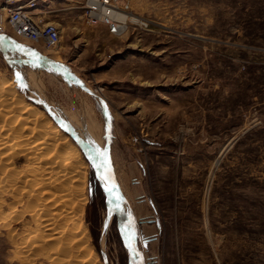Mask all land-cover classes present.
<instances>
[{
	"label": "rangeland",
	"instance_id": "374dc122",
	"mask_svg": "<svg viewBox=\"0 0 264 264\" xmlns=\"http://www.w3.org/2000/svg\"><path fill=\"white\" fill-rule=\"evenodd\" d=\"M83 2L44 5V19L60 30L54 47L37 52L11 38L28 51L7 48L0 37V86L9 81L19 106L38 107V126H58L59 139L79 152L72 163L83 162L86 176L80 216L57 220L58 230L67 219L61 240L34 246L29 239L35 242L41 231L21 194L27 185L18 181L27 159L14 151L2 155L0 181L15 184L7 182V193H0V264L63 262L65 251L60 261L47 260L55 251L49 248L78 245L67 238L79 221L89 241L73 250V262L94 253V264H124L125 257L126 264H264V0H118L129 15L120 35L90 25ZM82 119L101 138L93 148L69 123ZM91 173L104 206L90 198ZM9 209L16 216L6 223ZM93 215L98 226L89 221Z\"/></svg>",
	"mask_w": 264,
	"mask_h": 264
},
{
	"label": "bare ground",
	"instance_id": "6f19581e",
	"mask_svg": "<svg viewBox=\"0 0 264 264\" xmlns=\"http://www.w3.org/2000/svg\"><path fill=\"white\" fill-rule=\"evenodd\" d=\"M117 15H119L123 20H126V17L129 16L127 13H123V12L122 13L117 12ZM130 20L134 21L137 19L134 16H130ZM0 37L2 40L1 43L4 44V47H7V46H5L6 44H8V45H14L15 44L14 46L19 47V49L24 50V51H28L26 48L22 47L23 46L22 43H20V42L14 43V41L10 37H3V36H0ZM1 46H3V45H1ZM12 49H14V48H12ZM17 52H18V50H17ZM26 53L28 54V52H26ZM31 54H34V56H35V52L31 53ZM20 56L22 58L29 59V57H27V55L25 56V54H22ZM26 62L23 64L24 65L28 64ZM40 63L37 61L36 64H34L35 65L34 68H31V66H29V67L33 70V72L37 73L39 68H40ZM20 68H23V66L22 67L20 66ZM30 68L27 67L28 70ZM21 70H23V69H21ZM24 73H26V72H24ZM28 73H30V72H28ZM31 74H32V72H31ZM34 77H36V76H34ZM34 77L31 76V78L34 81H36ZM24 80H26L25 83H27V87H28V84H30L29 80H31V79H28L27 77H25ZM39 81L36 82V84L39 83ZM7 82H9V81H7ZM7 82L5 81V84L3 83V84H1L2 86H0V100L1 101L3 100L2 103L5 101L4 103L8 104V105H9V103H13V104L18 105L19 102H21L20 101L21 98L18 96V94L14 90L12 84H10V82L9 83H7ZM31 83H33V81ZM35 87H36L35 90L38 91V89L40 90V88L43 86L38 87V88H37V86H35ZM30 89L34 93L33 87H31ZM36 98L38 99L39 97H36ZM5 104H0V117H3V120H2V118H0L2 120V121L0 120V151L4 150V152H5V150L8 148V146H7L8 144L10 145V148L5 154H3L4 152L2 153V151L0 152V164L3 160L2 155L8 156V154L11 151L12 152L14 151L17 156L21 155V156L25 157V159H27V160H25L26 161L25 164H27V169H25L23 171L24 175L21 176L22 178L20 177L21 179H19L18 181H20V182L23 181L24 184L27 185V188L25 190H23L21 194H24L27 196L26 199L28 200V202H31L30 204H32V203L36 204V205H33V204L27 205L28 202L26 201L27 202L26 206H29V207H27V209H29V212L33 211V213L31 212L34 215L33 225H35V227L38 226L40 231H41V232H39V229L37 230L39 232L37 234H40V233L41 234H40V236L37 235L38 238H35L36 240L34 239L35 242H33V240H32L33 238L31 239V237H33V236L30 237L29 241L31 240L32 242L30 244L32 245V243H33L34 246H43V245L47 244V247H49L48 245L50 242L58 240L60 238H63L64 234L68 230L67 225L65 224L67 219L65 220V222L61 226V228H59L58 230L55 227V225L58 224L57 220L67 218V217L68 218H73V217L76 218V217L80 216V213H79L80 207L77 204H81L85 200V198H83V191H82L83 190L82 185L84 186L85 178H86L85 172L83 170L85 165L83 162H78L79 160L75 161V163H72L74 160L73 158L76 156H79V152L76 148H74V146H73L74 144L73 145L70 143L66 144V142L64 143V141L62 142L60 140L62 137L59 136L61 131L58 129V126L53 125L54 123L48 124L46 126L41 124V127H40V125L38 126V124L40 123L39 122L40 118L38 117V114H36V112H35L38 109L37 106H34L32 103L31 104L26 103L23 105V101H22V103H20L22 105H20V106L18 105L19 108H17L15 110L11 107L9 108ZM17 105H15V106L12 105V106H14L16 108ZM9 106H11V105H9ZM55 110H56V111H54L55 115H57V117H59V119L62 120L63 118L61 116H64L62 114V112H60V111L58 112L59 109L58 110L55 109ZM39 111H41V110H39ZM18 114L19 115L21 114L23 116H19ZM41 116H42V113H41ZM74 116H76V115H74ZM64 118H66V117H64ZM8 119H9V121H8ZM21 120H22V122H20ZM82 120L83 121H71V120H69L70 125L73 126V132H75V134L77 136H79L82 139V141L86 142L88 146H91V147L96 146L98 143L101 142V140H100L101 138L98 137L99 135L97 136V133L95 134V131H96L94 129L95 124L93 126L92 122L89 123V122L85 121L84 119H82ZM48 122H49V120H48ZM45 123H46V120H45ZM51 123H52V121H51ZM59 137H60V139H59ZM12 143H14V144H12ZM82 144L84 145V143H82ZM6 146H7V148L4 149ZM92 153H94V152H92ZM8 158H9V156H8ZM8 158H6L5 161H8L9 160ZM12 168L10 170H12ZM13 173H14V171H13ZM13 173H12V175L15 177V175ZM3 178H5V177H3ZM3 178H2V180H4ZM13 181H15V180H13ZM7 182L9 185L12 183L11 181H7V179H6V181H0V187L2 188L4 186V184H7ZM72 182H73V184H71ZM16 183H17V181H16ZM68 183H70V184H68ZM16 186H18V185H16ZM4 187H6V189H7V186H4ZM13 187L16 188L15 186H13ZM6 189H5V191H4V189L0 190V193L3 194L4 192H6ZM13 192L15 193V190ZM14 193H11V194L14 195ZM18 193H20V191H18ZM8 195H10V194H8ZM15 195H17V194H15ZM76 195L78 196L77 200L76 201L72 200L71 197H73V196L75 197ZM69 202H71V205H68ZM10 206H13V205H10ZM30 206H33V208H31ZM35 206H38L39 208L36 209ZM77 207H79V208L76 210ZM24 209H26V208H24ZM22 211H24V210H22ZM13 212H14V209H12V210L9 209L8 214L7 215L5 214V216H4L5 218L3 217L4 222H6V221L10 220L11 218H13L14 216H16V215H12ZM27 213H28V210H27ZM13 219H15V218H13ZM33 219H32V221H33ZM2 225H5V224L2 223ZM33 231H35V229ZM21 233H20V235H21ZM30 233L32 234L33 232H30ZM70 235H71V237L67 238V240L68 239H71V240L74 239V241H76L78 243V245L71 244L70 246H68V247L65 246V248H62V249L59 248V250L57 249V247L55 248V246H50L49 250H52V249L55 250L57 252L56 253L57 257L54 255L55 251H53V253H49L47 255V257H48L47 260L50 259L53 262L55 260L58 261L60 259V258H58V255L61 254L60 252L65 251V253L63 255H66V259L63 262H59V264H61V263H63V264H94L98 258V256L94 253L85 254L84 256H83V254H81L80 256H82V257H80V259L77 258L78 260H75L74 262L72 261V259H73L72 256H74L73 250L75 252V248H76V250L78 251L79 245H81V248L86 249L85 245L89 241L88 233H87L85 227L82 226L80 221H79L77 226H75L74 228H71ZM21 237L23 238V236H21ZM24 238H23V240H26V237H24ZM67 240H65V241H67ZM68 242L70 243L71 241L69 240ZM57 243H55V244H57ZM22 244H24V243H22ZM28 244H29V242H28ZM61 244H62V242H61ZM65 244H66V242H65ZM25 245H26V243L23 246V247H25V248H23L24 250L27 248L26 246H28V245H26V246ZM63 247H64V245H63ZM19 248H17L18 251H19ZM42 249H43V247H42ZM33 250H32V252H33ZM21 252H24V251H22V249H21L19 254ZM37 252H39V251H37ZM81 252H83V250ZM35 253L36 252H34L33 254H35ZM39 256H43V255L41 254ZM74 258H76V255L74 256ZM52 261L50 263H52ZM136 262H138V261H136ZM56 264H57V262H56Z\"/></svg>",
	"mask_w": 264,
	"mask_h": 264
},
{
	"label": "built area",
	"instance_id": "2783aa9c",
	"mask_svg": "<svg viewBox=\"0 0 264 264\" xmlns=\"http://www.w3.org/2000/svg\"><path fill=\"white\" fill-rule=\"evenodd\" d=\"M50 0H0V36L19 38L37 47H54L60 42V30L45 20L42 10ZM83 15L90 25L102 23L109 34L120 35L126 28L117 12L118 0H84ZM39 52V51H37Z\"/></svg>",
	"mask_w": 264,
	"mask_h": 264
},
{
	"label": "trees",
	"instance_id": "16d2710c",
	"mask_svg": "<svg viewBox=\"0 0 264 264\" xmlns=\"http://www.w3.org/2000/svg\"><path fill=\"white\" fill-rule=\"evenodd\" d=\"M89 194H90V198L92 200V202L95 200V201H99L98 204H100L101 206H104L105 205V195H104V191L103 189L101 188L99 182L97 180L94 179V175L93 173H91L90 177H89ZM95 203V202H93ZM97 203V202H96ZM97 210V209H96ZM93 218L92 220L89 219V221H91L92 223L95 224V226H98V220L97 218L93 215ZM114 220V218H113ZM94 231V230H92ZM93 234V237H94V242L97 244V240H98V234L96 235V231L92 232ZM126 261H127V257H125V261H124V264H126Z\"/></svg>",
	"mask_w": 264,
	"mask_h": 264
},
{
	"label": "water",
	"instance_id": "95a60500",
	"mask_svg": "<svg viewBox=\"0 0 264 264\" xmlns=\"http://www.w3.org/2000/svg\"><path fill=\"white\" fill-rule=\"evenodd\" d=\"M72 130H73V129H72ZM84 150H87V151H88L89 149L85 147Z\"/></svg>",
	"mask_w": 264,
	"mask_h": 264
},
{
	"label": "snow or ice",
	"instance_id": "6c2138e0",
	"mask_svg": "<svg viewBox=\"0 0 264 264\" xmlns=\"http://www.w3.org/2000/svg\"><path fill=\"white\" fill-rule=\"evenodd\" d=\"M110 191H111V189H110Z\"/></svg>",
	"mask_w": 264,
	"mask_h": 264
},
{
	"label": "crops",
	"instance_id": "0c3cea01",
	"mask_svg": "<svg viewBox=\"0 0 264 264\" xmlns=\"http://www.w3.org/2000/svg\"><path fill=\"white\" fill-rule=\"evenodd\" d=\"M111 35V34H110Z\"/></svg>",
	"mask_w": 264,
	"mask_h": 264
}]
</instances>
